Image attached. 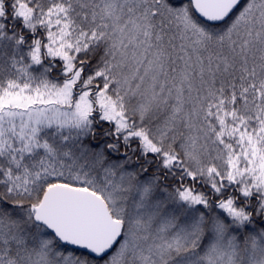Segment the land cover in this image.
<instances>
[{
	"label": "snow or ice",
	"instance_id": "6c2138e0",
	"mask_svg": "<svg viewBox=\"0 0 264 264\" xmlns=\"http://www.w3.org/2000/svg\"><path fill=\"white\" fill-rule=\"evenodd\" d=\"M0 264H264V0H0Z\"/></svg>",
	"mask_w": 264,
	"mask_h": 264
}]
</instances>
